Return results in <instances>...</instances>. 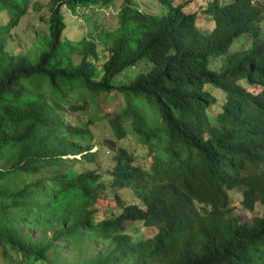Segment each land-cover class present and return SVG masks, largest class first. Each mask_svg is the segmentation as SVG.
Segmentation results:
<instances>
[{"label": "trees", "instance_id": "16d2710c", "mask_svg": "<svg viewBox=\"0 0 264 264\" xmlns=\"http://www.w3.org/2000/svg\"><path fill=\"white\" fill-rule=\"evenodd\" d=\"M35 1L0 0V15L9 21L0 28L18 27ZM151 1L160 15L124 3L118 30L99 36L109 47L99 68L93 40L63 43V12L113 0H51L44 52L0 89V252L6 264H264V217L245 224L231 197L241 193L250 212L264 206V0H209L210 32L199 27L188 1ZM243 36L251 49L233 52ZM75 55L82 56L78 65ZM218 59L224 64L214 70ZM146 61L154 65L150 73L115 84ZM208 86L225 94L217 116L218 100ZM70 92L79 96L69 102ZM116 93L127 107L111 120L116 167L107 180L96 170H79L77 164H95L98 156L87 144L88 129L68 126L59 110L66 103L84 111L74 103ZM129 133L155 158L148 170L119 146ZM125 191L137 203L99 223L100 200L113 192L122 205ZM131 223L157 235L136 239Z\"/></svg>", "mask_w": 264, "mask_h": 264}, {"label": "rangeland", "instance_id": "374dc122", "mask_svg": "<svg viewBox=\"0 0 264 264\" xmlns=\"http://www.w3.org/2000/svg\"><path fill=\"white\" fill-rule=\"evenodd\" d=\"M50 1L51 0H36L30 7L27 15L20 21L17 28L12 29L9 35V42L6 46L13 53H27L31 59H35L36 55L45 50L48 43V20L50 16ZM127 0H114L111 8L104 9L98 12L96 8H92L88 13L84 10H78L80 13L71 14L64 9V16L67 24V30L63 35V43L69 45L82 38L86 37L93 40L97 45V52L101 60L98 62L99 68L107 61L109 54L107 46L101 41L99 36L112 34L119 28L118 12ZM188 1L190 3L188 11L199 15V27L210 32L214 29L215 23L212 17L208 16L205 10L208 8L209 0H179ZM133 6L148 14L160 15L161 7L151 0H131ZM176 2V0H175ZM86 13V14H85ZM1 25L7 26L8 16H1ZM264 39V30L263 37ZM252 47L251 39L243 36L236 42L233 52H243ZM81 57L75 58V63L79 64ZM224 64V59L213 61L214 70L221 68ZM153 70V65L150 63H142L135 69L119 76L115 84L126 85L134 81L142 74H148ZM249 91L256 94H261L263 89L260 87L254 88L248 86ZM207 90L218 100L217 107L212 114L217 116L222 111L225 104V94L212 86H208ZM89 94V93H88ZM77 93H72L70 100H75ZM88 95L87 102H75L74 105L84 107V111L74 112L69 110L68 106L62 105L59 110L65 120L73 127L83 126L88 129L91 139L87 144L92 147L93 153L98 156V161L92 165H86V162L77 164L79 170H96L101 173L107 180H111V171L116 167L114 150L112 143L116 141L115 132L111 125V120L116 118L127 107L126 98L116 93L114 95L97 96ZM146 112H149L146 110ZM94 122V123H90ZM120 147H124L129 151V154L134 158L135 166L149 167L153 163V157H148L147 149L137 140V138L129 133L127 138L118 143ZM123 204L119 205L117 194L109 192L100 200L98 208V222L109 219L112 216H118L122 213L125 207L136 204L132 193L125 191L121 192ZM232 197V209L234 213L242 217L245 224H252L254 220L264 217V206L258 204L255 211L250 212L243 206V196L239 192H234ZM141 203L138 202V207ZM130 233L136 238H150L156 231L147 229L143 224H129ZM17 260V256L13 255ZM6 258H3V252H0V264L5 263Z\"/></svg>", "mask_w": 264, "mask_h": 264}, {"label": "clouds", "instance_id": "9594fccd", "mask_svg": "<svg viewBox=\"0 0 264 264\" xmlns=\"http://www.w3.org/2000/svg\"><path fill=\"white\" fill-rule=\"evenodd\" d=\"M113 3H114V0H113ZM113 3L110 5V6H102V8H98V7H91V8H89V9H81V8H79V9H77V11L75 12V13H73V12H70L71 14H77V12L78 13H80L78 10H84L86 13H88L90 10H92V8H96L97 9V11L98 12H101L102 10H104V9H109V8H111L112 7V5H113ZM31 7V6H30ZM122 8V7H121ZM121 10V9H120ZM29 12V11H28ZM120 12V11H119ZM119 12H118V17H119ZM85 13V14H86ZM2 15H4V14H2ZM2 15H0V20H1V16ZM65 17V16H64ZM65 22H66V20H65ZM8 23H9V21H8ZM8 23H7V25H8ZM67 25V24H66ZM0 26H2V27H6V26H3V25H1V23H0ZM17 28V27H16ZM14 29V28H13ZM12 30V29H11ZM10 30V31H11ZM66 30H67V28H66ZM65 30V31H66ZM118 30V29H117ZM9 31V32H10ZM9 32H4L1 28H0V89H2V88H4L5 87V84H8V83H10V82H12V81H15V80H17V79H19V78H21L23 75H25L32 67H34V62H35V60L44 52V51H42L41 53H39V54H37L36 55V58L35 59H31L28 55H27V53L25 52V53H13L12 51H11V49L9 48V47H7L6 48V46H7V44H8V42H9V35H8V33ZM116 32V31H115ZM114 32V33H115ZM114 33H112V34H114ZM64 34H65V32H64ZM112 34H106V35H104L105 36V38H107V37H110ZM50 39H48V41H49ZM63 40V39H62ZM83 39H81V40H78V41H76V42H80V41H82ZM68 45V44H67ZM108 49H109V47L107 46V52H108ZM98 53V52H97ZM99 55V54H98ZM81 57V61H82V56L81 55H75L74 56V63H75V58L76 57ZM99 58H100V55H99ZM81 63V62H80ZM79 63V64H80ZM145 63H150V62H145ZM76 64V63H75ZM151 65H153L152 63H150ZM76 65H78V64H76ZM154 66V65H153ZM125 73H127V72H125ZM72 94V92H70V93H68L67 94V100L69 99V97H70V95ZM79 96V95H78ZM69 101V100H68ZM71 101V100H70ZM69 101V102H70ZM62 105H65V106H68V104H66V103H62L61 104V106ZM61 106H60V109H61ZM62 119L64 120V122L68 125V126H70V127H73L72 125H70L66 120H65V118L63 117V115H62ZM82 157L83 156H79V157H70L69 159H71V160H74V159H78V160H81L82 159ZM152 158V157H151ZM155 161V158H153V162ZM152 165H153V163H152ZM152 165H150L149 167H146V166H137L136 165V167L137 168H140V169H142V168H144V169H149L150 167H152ZM103 222V221H102ZM99 223H101V222H99ZM153 230H155L156 231V233L152 236V237H150V238H141L142 240H147V239H151V238H153V237H155L156 235H157V229H153ZM140 239V240H141Z\"/></svg>", "mask_w": 264, "mask_h": 264}]
</instances>
